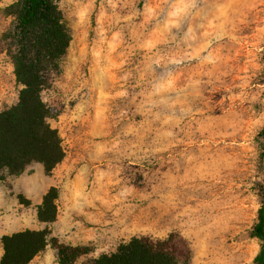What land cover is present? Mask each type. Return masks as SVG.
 I'll use <instances>...</instances> for the list:
<instances>
[{"label": "rangeland", "instance_id": "rangeland-1", "mask_svg": "<svg viewBox=\"0 0 264 264\" xmlns=\"http://www.w3.org/2000/svg\"><path fill=\"white\" fill-rule=\"evenodd\" d=\"M18 0H0V39ZM70 43L42 91L65 157L0 180L3 234L56 230L92 264L135 235L182 234L190 264H254L249 234L264 184V0H58ZM0 54V110L18 101ZM1 244V242H0ZM2 245V244H1ZM29 264H59L50 245Z\"/></svg>", "mask_w": 264, "mask_h": 264}, {"label": "trees", "instance_id": "trees-1", "mask_svg": "<svg viewBox=\"0 0 264 264\" xmlns=\"http://www.w3.org/2000/svg\"><path fill=\"white\" fill-rule=\"evenodd\" d=\"M15 16L0 39V54L7 50L14 64L16 81L21 85L18 101L0 110V180L5 173L18 175L32 162L43 165L46 174L62 162L65 149L57 128L50 123L53 108L42 91L61 71L60 61L67 52L70 34L58 0H18L8 8ZM260 205L249 234L260 241L254 264H264V184ZM59 189L50 186L37 207L43 228H25L1 236L0 264H29L48 245L59 264H71L87 254V245L61 241L50 225L59 215ZM191 247L179 232L164 237L135 235L120 242L111 252L101 253L92 264H190Z\"/></svg>", "mask_w": 264, "mask_h": 264}, {"label": "crops", "instance_id": "crops-1", "mask_svg": "<svg viewBox=\"0 0 264 264\" xmlns=\"http://www.w3.org/2000/svg\"><path fill=\"white\" fill-rule=\"evenodd\" d=\"M56 222H57V220L50 225V227L52 229V234L57 236L61 241H64V242H67V243H72V244L76 245L75 242L73 241L72 237L70 236V234H67L68 232H65V231L64 232H60V231L56 230V226H55ZM43 227H41V228H43ZM0 242H1V240H0ZM2 253H3V249H2V245L0 244V257L2 255Z\"/></svg>", "mask_w": 264, "mask_h": 264}]
</instances>
